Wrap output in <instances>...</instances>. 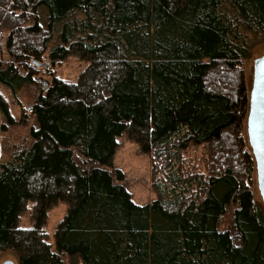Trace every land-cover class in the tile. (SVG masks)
Returning <instances> with one entry per match:
<instances>
[{"label":"trees","instance_id":"1","mask_svg":"<svg viewBox=\"0 0 264 264\" xmlns=\"http://www.w3.org/2000/svg\"><path fill=\"white\" fill-rule=\"evenodd\" d=\"M5 33L8 125L6 92L37 86L42 72L52 79L30 108L29 139L0 171V254L13 250L19 264H64V254L71 264H264L243 135V66L264 39V0H0V53ZM71 57L86 63L74 82L55 71ZM123 135L158 164L157 198L143 206L114 165ZM191 147L205 148L206 172L185 168ZM29 203L31 224L20 227Z\"/></svg>","mask_w":264,"mask_h":264},{"label":"rangeland","instance_id":"2","mask_svg":"<svg viewBox=\"0 0 264 264\" xmlns=\"http://www.w3.org/2000/svg\"><path fill=\"white\" fill-rule=\"evenodd\" d=\"M42 24L47 22V12L44 8L39 10ZM5 37L2 39L4 52L0 53V58L9 59L7 50L5 48L6 39L8 34L5 33ZM264 56V39L254 40L251 56L245 61L244 79L248 92L251 93L254 80V63L255 60ZM42 65H47V68L51 69V64L48 60H45ZM86 67V63L79 61L75 57H71L62 63L55 65L56 75L66 81L74 82ZM52 77L44 72L40 73L37 77V86H28L17 91L16 94H9L8 102L10 105L11 117L14 121V125H8L5 122L4 117L0 116V145H1V157H0V171L2 165L7 162L11 152L14 148L18 147L23 142L29 139V132L34 125L35 118L30 113V108L37 98L41 89H43L42 82H46L48 85L51 82ZM3 125L6 127L3 129ZM244 140L248 147L249 139L247 134V127L243 130ZM120 147L117 151L114 165L121 169L127 180V188L133 195V199L138 205H146L153 202L157 198V193L153 186V175L156 172L158 166L155 161L154 155L147 154L143 151V147L136 141L130 140L127 135H123L119 140ZM251 148V147H250ZM181 159L186 165V169L192 172L193 170H201L206 172V168L210 165V157L207 156L204 147L190 148L181 154ZM253 180V193L256 202L263 206V201L258 189L256 172L254 173ZM33 205L28 204L27 212L21 217L20 227L30 226L31 210ZM67 212V204L60 202L49 213V220L46 227V234L50 243L54 242V233L57 225L65 217ZM227 220H224L226 224ZM64 264H71L70 259L66 254L63 255ZM7 261H11L14 264H19V259L13 250H4L0 254V264Z\"/></svg>","mask_w":264,"mask_h":264},{"label":"water","instance_id":"3","mask_svg":"<svg viewBox=\"0 0 264 264\" xmlns=\"http://www.w3.org/2000/svg\"><path fill=\"white\" fill-rule=\"evenodd\" d=\"M39 67L47 65L38 64ZM47 90L48 84L42 82ZM247 134L256 164L259 193L264 205V56L255 60L254 80L250 93V111L247 120ZM1 157V145H0ZM3 264H14L7 261Z\"/></svg>","mask_w":264,"mask_h":264},{"label":"flooded vegetation","instance_id":"4","mask_svg":"<svg viewBox=\"0 0 264 264\" xmlns=\"http://www.w3.org/2000/svg\"><path fill=\"white\" fill-rule=\"evenodd\" d=\"M1 116V115H0Z\"/></svg>","mask_w":264,"mask_h":264}]
</instances>
